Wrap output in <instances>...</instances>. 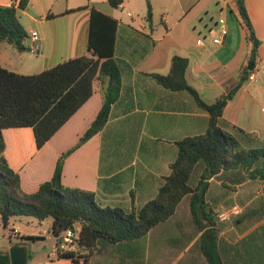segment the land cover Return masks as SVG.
<instances>
[{
    "label": "crops",
    "instance_id": "crops-1",
    "mask_svg": "<svg viewBox=\"0 0 264 264\" xmlns=\"http://www.w3.org/2000/svg\"><path fill=\"white\" fill-rule=\"evenodd\" d=\"M28 1V10L18 11V16L28 33L34 30L41 37L42 56L37 63L42 70H18L15 60L23 53L8 43L0 45V66L20 74L40 73L71 58L92 56L88 44L93 9L117 21L115 60L121 69V86L116 101L102 131L66 158L62 182L96 193L102 206L142 207L157 196L170 175L178 156L177 143L204 134L210 118L192 95L166 89L153 75H168L172 59L180 56L189 60L188 84L207 104L236 88L252 62L253 46L237 18L234 0H124L119 8H113L109 0ZM149 5L151 21L147 19ZM245 5L261 42L250 73L255 79L248 77L241 83L220 124L244 149H264V0H245ZM0 6H11V0H0ZM73 18L84 20L83 31L75 37L69 33ZM222 25L227 34L216 44L213 39L220 35ZM73 44L80 47L76 52L70 50ZM102 93L101 82L96 80L92 97L24 166L20 177L26 193H35L52 179L59 158L96 119L103 106ZM65 130L73 133L63 134ZM55 140L58 146L52 145ZM209 183L205 201L216 226L203 219V229L198 228L189 197L194 231L159 229L165 222L142 239L100 242L88 264H209L202 238L214 228L223 264H264V176L252 179L244 169H234L222 171ZM18 218L8 227L19 233L15 238L23 239L25 233L15 224ZM16 244L26 245L23 241ZM53 252L50 249L48 255L35 259L29 250L28 264L58 261Z\"/></svg>",
    "mask_w": 264,
    "mask_h": 264
},
{
    "label": "trees",
    "instance_id": "trees-1",
    "mask_svg": "<svg viewBox=\"0 0 264 264\" xmlns=\"http://www.w3.org/2000/svg\"><path fill=\"white\" fill-rule=\"evenodd\" d=\"M28 3V0H19L17 6H0V45L5 42L19 52H30L29 33L18 16V11L28 10ZM109 3L119 8L124 0H109ZM233 4L252 43L251 61L255 63L261 42L255 35L245 0H234ZM147 19L152 20L151 5ZM117 27L116 20L93 9L88 44L92 56L71 58L32 75L0 66V217L5 229L16 217H33L39 222L51 218L52 233L57 238L76 224L82 227L80 249L84 254L60 251L58 261L46 264H88L89 258L99 250L100 242L116 244L142 239L152 229L169 221L187 196L198 228L203 229V219L214 227L216 224L210 218L211 211L205 201L209 181L222 171L234 169H244L252 179L264 176V149H244L240 140L220 124L226 105L252 71L246 68L236 88L220 96L215 103L207 104L186 80L189 60L175 56L168 75L153 77L166 89L192 95L199 107L209 114V126L204 134L177 143V159L171 164V173L157 196L142 207L125 210L102 206L96 193L63 184L66 158L102 131L116 101L121 86V69L115 60ZM110 79L112 91L107 92ZM96 80L101 82L103 91V106L96 119L79 143L59 158L52 179L35 193H26L20 172L92 97ZM259 166L262 168L250 172ZM198 168L201 173L195 182ZM217 234L215 228L209 229L202 238V251L209 264H223L217 251ZM0 264H11L9 253H0Z\"/></svg>",
    "mask_w": 264,
    "mask_h": 264
},
{
    "label": "rangeland",
    "instance_id": "rangeland-1",
    "mask_svg": "<svg viewBox=\"0 0 264 264\" xmlns=\"http://www.w3.org/2000/svg\"><path fill=\"white\" fill-rule=\"evenodd\" d=\"M84 28V20L76 21L75 18L70 20L69 33L74 37L83 31ZM65 39V38H64ZM69 42V39H67ZM80 47L73 44V47L70 49L71 51L76 52ZM23 54H18L17 57L19 60H15L16 68L18 70H23L24 72H39L42 70V66L37 61L41 59L42 52L40 54H34L32 52H22ZM67 54H72L67 52ZM76 54V53H74ZM22 55V57L20 56ZM16 58V59H17ZM36 63V65L34 64ZM50 66V65H49ZM27 67H31L30 69H26ZM26 75H32L37 73H23ZM103 95V93H102ZM103 101V97H102ZM64 133H68L71 135L73 132L64 131ZM62 134V135H63ZM79 141H75V145H77ZM54 146L59 145V141H53ZM74 145V146H75ZM201 173V169L198 168L195 172V182H197L199 175ZM258 187V186H257ZM125 208L129 209V206ZM16 226H20L23 232L25 233V237L23 239H17L15 237L18 236V232L16 229L13 231V228L8 227L4 229L3 221L0 218V253H6L10 251L11 246L15 245L17 242L23 241L30 249L32 256H36L35 259H40V257L48 255L50 249H53L54 257H59V246L60 241L52 233V219L48 218L43 221L41 224L38 220L33 217H19L18 220L15 221ZM159 229H177L181 232L194 231V227L191 225V214L189 210V196H187L183 202L180 204L176 215L170 219L165 224L161 225ZM33 237H35L33 239ZM47 248V249H45ZM81 253V251L79 252Z\"/></svg>",
    "mask_w": 264,
    "mask_h": 264
},
{
    "label": "built area",
    "instance_id": "built-area-1",
    "mask_svg": "<svg viewBox=\"0 0 264 264\" xmlns=\"http://www.w3.org/2000/svg\"><path fill=\"white\" fill-rule=\"evenodd\" d=\"M18 5L19 0H11V5ZM131 16V14H129ZM227 34V28L225 25H222L220 35L213 39V42L216 44H221L223 42V39L225 38ZM29 51L34 54H39L41 51V37L38 34L37 31H30L29 32ZM255 76L254 74H251L249 76V80H254ZM222 219L226 218V214L221 215ZM81 230L82 227L80 224L74 225L72 228L64 231L60 237V246L59 249L62 253H78L81 251L80 249V238H81ZM78 256V255H77Z\"/></svg>",
    "mask_w": 264,
    "mask_h": 264
},
{
    "label": "water",
    "instance_id": "water-1",
    "mask_svg": "<svg viewBox=\"0 0 264 264\" xmlns=\"http://www.w3.org/2000/svg\"><path fill=\"white\" fill-rule=\"evenodd\" d=\"M254 67V62H251L248 69L251 71ZM112 91V80L110 79L107 86V92ZM29 247L23 244L11 246L9 251L11 264H28L29 263Z\"/></svg>",
    "mask_w": 264,
    "mask_h": 264
}]
</instances>
